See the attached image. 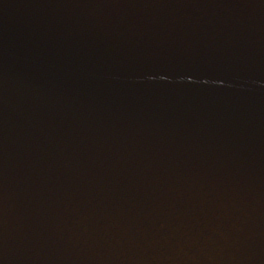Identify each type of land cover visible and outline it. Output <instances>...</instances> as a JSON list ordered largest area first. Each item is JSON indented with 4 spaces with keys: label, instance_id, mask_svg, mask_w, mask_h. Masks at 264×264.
<instances>
[{
    "label": "water",
    "instance_id": "obj_1",
    "mask_svg": "<svg viewBox=\"0 0 264 264\" xmlns=\"http://www.w3.org/2000/svg\"><path fill=\"white\" fill-rule=\"evenodd\" d=\"M0 264H264V0H0Z\"/></svg>",
    "mask_w": 264,
    "mask_h": 264
}]
</instances>
